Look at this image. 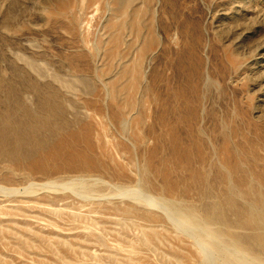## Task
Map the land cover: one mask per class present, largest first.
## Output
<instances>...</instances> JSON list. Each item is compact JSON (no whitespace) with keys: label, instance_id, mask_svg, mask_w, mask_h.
Masks as SVG:
<instances>
[{"label":"rangeland","instance_id":"rangeland-1","mask_svg":"<svg viewBox=\"0 0 264 264\" xmlns=\"http://www.w3.org/2000/svg\"><path fill=\"white\" fill-rule=\"evenodd\" d=\"M26 109L0 264L264 263V0H0V122Z\"/></svg>","mask_w":264,"mask_h":264},{"label":"bare ground","instance_id":"bare-ground-1","mask_svg":"<svg viewBox=\"0 0 264 264\" xmlns=\"http://www.w3.org/2000/svg\"><path fill=\"white\" fill-rule=\"evenodd\" d=\"M41 106H42V102H41ZM25 114L32 120L29 122L28 121L22 122L20 120L17 123H13L12 121H5L4 123L0 122V143L5 147L6 146L9 147L8 150L10 151V153L15 155L14 157L15 161L21 162L20 159H24V161L31 163L32 156H34L36 154V151L38 150V148H34L33 145L39 142H45L44 138L42 137V130L44 128H46L47 130L50 129L47 126H45V124L47 123L45 119H42L40 117L34 118V115L31 113V111H29V109L25 110ZM49 133H51V131ZM25 144H31L30 148L23 149V147L25 148ZM1 151L2 150H0V155H1ZM5 152H7V149L2 151L3 154ZM166 204L167 205L165 206H169V207L173 206V204L168 203V201L166 202ZM183 219L185 220V223H187L186 225L188 226L194 227L193 225L197 224V220L193 217H188V220H186L185 217L183 216ZM210 236L213 241H216L218 237V232L211 233ZM220 245L222 246V244ZM235 251H237L238 253V250ZM239 254H241V252H239ZM242 264H264V263L260 261L251 263L245 260Z\"/></svg>","mask_w":264,"mask_h":264}]
</instances>
